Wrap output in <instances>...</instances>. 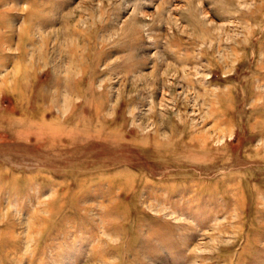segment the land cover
Masks as SVG:
<instances>
[{
  "label": "rangeland",
  "instance_id": "1",
  "mask_svg": "<svg viewBox=\"0 0 264 264\" xmlns=\"http://www.w3.org/2000/svg\"><path fill=\"white\" fill-rule=\"evenodd\" d=\"M0 264H264V0H0Z\"/></svg>",
  "mask_w": 264,
  "mask_h": 264
}]
</instances>
